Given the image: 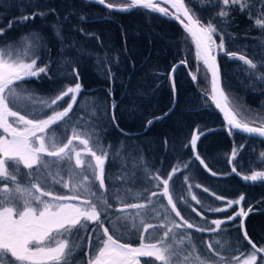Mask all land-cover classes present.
Returning a JSON list of instances; mask_svg holds the SVG:
<instances>
[{"label":"snow or ice","instance_id":"6c2138e0","mask_svg":"<svg viewBox=\"0 0 264 264\" xmlns=\"http://www.w3.org/2000/svg\"><path fill=\"white\" fill-rule=\"evenodd\" d=\"M94 2L109 10L127 12L142 8L177 20L191 38L196 61L203 65L205 81L210 77V93L205 94L223 114L228 135L232 136L234 131L238 130L250 136L264 137V121L255 124L241 120L230 106L222 86L218 62L220 54L231 60H239L245 66L243 70L247 73L246 79H252L255 75L256 80L264 81V72H259V69L264 68V57L260 58L258 64L255 57L249 58L247 53L240 54L227 47L229 40L234 39V34H230L228 30L231 13L236 9L241 13L247 12L248 18L264 33V0H203L201 6L217 9L215 17L207 23L202 22L186 0ZM50 11L54 12L55 9ZM47 14L45 11H36L22 16L19 21L10 20L6 26L0 27V37L17 23L22 24ZM68 18L65 17L66 20ZM84 19L86 17L81 15L80 20ZM52 27L54 35L63 45L65 37L60 26L53 24ZM80 31L83 32V29ZM44 47L46 44L43 37L35 32L25 34L18 40L0 42V264H77L73 257L80 251L85 239L86 264H142L141 258H148L143 264H264V247L253 243L245 229V218L252 211L251 207L245 210L241 206L232 215L223 219H212L210 224L214 227L200 226L182 215L172 194L173 178L181 171L179 166H173L167 178H164L159 170L153 173L150 168L144 166L143 172L149 183L155 182L157 189L163 185L158 191L144 188L143 192L132 193L129 190L125 195H121V190L116 189L109 194L105 183V164L110 153L100 142L95 125L81 129L79 120L70 124L74 119L71 114L83 89L78 69L73 67L70 73L67 71L72 61L64 60L58 67L57 74L63 70L65 76H74L76 82L65 85L53 96L39 98L25 86V83L33 78L39 80L41 76H47L52 79V61L42 65L39 63ZM180 64L187 67L186 60L180 61ZM178 67V64L173 65L168 74L174 98L175 72ZM199 71L198 68L197 74ZM189 74L196 82L198 75ZM106 75L109 80L115 77L110 67ZM66 97L70 99L64 107L62 104ZM21 102H26L23 108L20 106ZM30 107L32 111L28 110ZM111 107L114 110L115 103ZM41 114H44V118H40ZM92 115L95 116L96 112L93 111ZM163 115L166 116L167 113ZM162 118L163 116L153 117L147 120L146 126ZM110 123L118 127L114 113ZM61 124H70L72 129L66 142H63V137L67 129L65 133L58 134L55 131V126ZM205 134L206 132L197 126L192 130L185 147L190 145L195 161L211 175L216 176L218 173L209 167L197 148L198 141ZM164 143L167 145V140ZM244 148V144L234 146L228 157V163L232 166L231 172L237 176H241L237 159ZM259 157L260 162L264 163V152H261ZM183 167L188 168L189 165L184 164ZM53 169L56 171L53 172ZM23 170H27L26 175L30 177L27 183H22L20 179L25 175ZM64 171L68 173L67 180L61 175ZM242 179L252 182L264 181V170H252L250 174L242 175ZM184 180L187 182L188 177L185 176ZM57 184L67 189L68 194L56 192L54 186ZM196 187L201 188V185L196 184ZM203 191L209 192V189L205 187ZM128 195L143 199V202L128 203ZM189 195L192 201L202 204L201 200L191 193V186ZM161 196L166 199L167 205L154 199ZM215 198L225 199L219 195H215ZM111 199L116 201L117 207L114 208ZM181 199L183 200V197ZM244 200L245 196L242 194L236 199H228L225 207H209L206 210L227 212L235 205H242ZM184 203L188 202L185 200ZM191 211L204 219L203 214L195 207H191ZM170 213H174L179 221ZM150 214L159 219V224L148 222ZM237 218L240 220L238 228L243 233V239L251 245V250L247 253L241 252L240 255H231L230 259H226L216 247L221 242L209 240L206 244L207 252L211 256L202 258L191 233L186 230L220 233L224 231L222 225L235 222ZM156 229H163V235L159 236L155 232ZM137 234L140 241L138 246L121 242L124 236ZM236 251H239V245ZM79 264H83V261Z\"/></svg>","mask_w":264,"mask_h":264},{"label":"trees","instance_id":"16d2710c","mask_svg":"<svg viewBox=\"0 0 264 264\" xmlns=\"http://www.w3.org/2000/svg\"><path fill=\"white\" fill-rule=\"evenodd\" d=\"M202 2L186 0L202 22L207 23L215 17L217 9L201 6ZM36 11L48 14L13 25L0 37V42L18 40L34 32L43 37L46 47L42 50L39 63L42 65L52 61V79L41 76L39 80L33 78L25 83L39 98L51 97L65 85L76 82L74 76H65L63 70L57 74L64 60L72 61L67 67L69 73L73 67L78 69L83 89L71 114L74 119L70 124L79 120L81 129L95 125L100 142L110 153L105 164V183L109 194L116 189L121 190V195L129 190L132 193L143 192L144 188L158 191L163 185L157 189L155 182L149 183L143 172L144 166L153 173L159 170L164 178H167L173 166H179L181 171L173 178L172 194L186 219L200 226L214 227L210 224L212 219L232 215L241 206L245 210L251 207L252 211L245 218V229L253 243L264 247V181H243L231 172L232 166L228 163L232 148L244 144L245 148L237 159L241 175L250 174L252 170H264V163L260 162L259 157L264 152V140L236 132L232 136L228 135L223 120L205 94L210 93V78L208 81L194 82L189 74H194L195 69L203 68V65L197 63L195 47L183 27L170 18L142 8L121 12L86 0H0V27L6 26L10 20L19 21L22 16ZM81 15L86 19L80 20ZM66 16L69 17L67 20ZM53 24L59 25L62 30L65 37L63 45L54 35ZM228 31L234 34V39H230L227 44L228 49L240 54L247 53L249 58L255 57V62L259 64L260 58L264 57V33L248 18V13L234 10ZM182 60L187 61V67L180 64ZM218 62L222 86L238 118L255 124L264 121V81L256 80L255 75L252 79H246L245 66L239 60H231L220 54ZM177 64L174 98L168 74ZM109 67L115 73L112 80L106 75ZM259 72H264V68L259 69ZM69 99L66 97L62 106L66 107ZM113 103L116 105L114 110L111 107ZM23 105L24 102H21V108ZM28 110L32 111L31 107ZM93 111L96 112L95 116L92 115ZM45 112L50 114L48 110ZM113 113L118 127L110 123ZM164 113L167 115L164 116ZM157 116L163 118L146 126L147 120ZM40 118H44V114ZM70 124L55 126L58 134L65 133L67 129L63 142H66L67 135H71ZM197 126L206 132L198 141V151L209 167L218 173L216 176L195 161L190 145L185 147L192 130ZM184 164L189 167L184 168ZM23 172L25 175L20 177L21 182L27 183L30 177L26 175L27 170ZM61 174L65 180L68 179L67 171ZM185 176L188 177L187 182ZM196 184H200L201 188H197ZM189 186L191 193L202 204L191 200ZM205 187L209 192L203 191ZM54 190L60 194L68 193L59 184L54 186ZM211 193L225 199L216 200ZM242 194L245 196L242 205H235L227 212L206 210L209 207H225L228 199H236ZM146 196L147 193L144 194L145 199ZM154 199L167 205L162 196ZM185 200L188 203H184ZM110 202L114 208L118 206L114 199ZM126 202L139 203L143 199L128 195ZM189 204L200 211L204 219L192 212ZM170 215L179 221L174 213ZM148 222L159 224L160 221L150 214ZM239 223L237 218L235 222L222 225L224 231L220 233H200L194 229L186 231L191 233L202 258L211 256L207 252L206 242L219 240L221 243L216 245L217 249L226 259H230L231 255L251 250V245L243 239L238 228ZM91 228L90 225L89 231ZM155 232L159 236L163 235V229H156ZM121 242L138 246L139 235H126ZM237 245L239 251H236ZM86 250L85 239L80 251L73 257L77 264L81 261L86 264ZM145 259L148 258H141L142 264Z\"/></svg>","mask_w":264,"mask_h":264},{"label":"water","instance_id":"95a60500","mask_svg":"<svg viewBox=\"0 0 264 264\" xmlns=\"http://www.w3.org/2000/svg\"><path fill=\"white\" fill-rule=\"evenodd\" d=\"M86 1H90V2L96 3V2H94V0H86ZM97 4H99V3H97ZM162 16H164V15H162ZM164 17H166V18H170V17H167V16H164ZM170 19L176 21V22L181 26V24H180L177 20H175V19H173V18H170ZM178 64H179V63H178ZM179 65H180V64H179ZM209 78H210V77H209ZM213 105H214V104H213ZM214 108H215V106H214ZM215 110H216L217 113L220 115L221 119L223 120V122H224V124H225V121H224V118H223V114H222L218 109L215 108ZM234 132L239 133V134H242V135H245V136L253 137V138H256V139L264 140V137H259V136H255V135L250 136L249 134L242 133V132H240V131H238V130H237V131H234ZM238 178H240L241 180H243V179H242V175H241V176H238ZM243 181H244V180H243ZM164 201H165V203L167 204L166 199H164ZM242 234H243V233H242Z\"/></svg>","mask_w":264,"mask_h":264},{"label":"rangeland","instance_id":"374dc122","mask_svg":"<svg viewBox=\"0 0 264 264\" xmlns=\"http://www.w3.org/2000/svg\"><path fill=\"white\" fill-rule=\"evenodd\" d=\"M199 73L197 74V69H195V72H194V74H197L198 75V81L199 82H204L205 81V79H204V69L203 68H199ZM24 103H26V102H24ZM80 147H82V146H80ZM72 163H73V166H74V159H73V161H72ZM62 175V174H61ZM68 194V193H67Z\"/></svg>","mask_w":264,"mask_h":264}]
</instances>
